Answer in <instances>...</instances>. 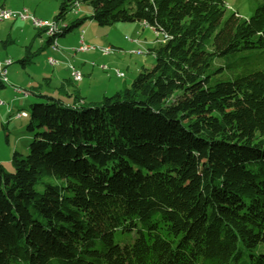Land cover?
I'll list each match as a JSON object with an SVG mask.
<instances>
[{"label":"trees","instance_id":"trees-1","mask_svg":"<svg viewBox=\"0 0 264 264\" xmlns=\"http://www.w3.org/2000/svg\"><path fill=\"white\" fill-rule=\"evenodd\" d=\"M75 2L91 14L67 21ZM88 19L151 26L155 62L96 102L25 89L33 137L0 163V264H264V67L211 68L264 51V2L242 18L224 0H61L47 45Z\"/></svg>","mask_w":264,"mask_h":264},{"label":"rangeland","instance_id":"rangeland-1","mask_svg":"<svg viewBox=\"0 0 264 264\" xmlns=\"http://www.w3.org/2000/svg\"><path fill=\"white\" fill-rule=\"evenodd\" d=\"M6 1V5H14L19 6L20 8L26 7L27 10L30 12H34L35 10L38 11V13L44 12V14H52V10L57 13L59 4L61 0H0V4ZM228 9V12H237L238 15L242 18H248L250 17L257 4L264 2V0H224ZM58 2V4H56ZM56 6V9L54 7ZM53 7V9H51ZM82 10L78 12L77 14H74L70 12L67 17V21L71 20L72 18L76 16H85L87 14V10L90 9V7L86 5H80V9ZM79 9V10H80ZM30 12V13H31ZM51 12V13H50ZM54 12V13H55ZM53 13V14H54ZM55 13V14H56ZM52 14V15H53ZM52 15L51 20L52 21ZM15 20V21H14ZM21 20L16 19H0V59L8 56L11 58L12 63L7 66V78L9 80L13 79L15 81H7L5 83L4 88H0V98H2L5 102L3 106L0 107V115H3V118H8L9 121L7 123V129L3 128V125L0 123V163L4 166L6 171H12L13 166L11 164V154L14 151L17 143L19 142V146H25L26 149L24 151H20L23 155L27 154L28 149L27 146L32 140L33 133L27 130L26 123L29 121L28 116L20 115L18 116L16 113L20 111H26L29 113V104L35 101V97L32 95H23L22 92L18 93L21 95H18L17 98H14V95H17L16 88L14 86H23L22 84L18 82H24L26 79V76H30L31 78H35L33 82L35 85H39L41 87V92L54 95L58 94V86L59 84L56 83V80H51V83H46V79L44 77L52 74V72L57 69L58 65L60 64V59L58 58V55L53 52L51 47H47V36L46 34H42V37L45 39L44 46H42V42L40 41V37L38 36V29L30 25L28 22H25L26 25L24 29L25 36L29 33L28 39L25 40V36H21V33L19 32V22ZM30 23L31 21L28 20ZM13 22H17L16 25H13ZM133 23V22H131ZM129 22H119L111 26H99L95 22H88V20L85 21V23L82 25L85 31H91V41H87L89 45L93 48L90 49L92 51L88 52L93 55L96 54V58L89 57L86 60V64L89 68L97 69L99 70L100 74H96L88 78V80L84 81V87L83 89L89 90L90 93L86 94V100L87 101H93L96 96H102L103 94L111 95L114 92L117 91L118 88H123V86L130 84V82L137 76L139 71L142 67L150 68L153 66L155 62V58L153 53L146 54L145 49L151 48L155 46V35L152 33L151 30H145V33H143L144 37L146 38L147 44L143 43L141 44V47L139 45L131 46V41L135 42L137 39V36L141 37V35H136V31L132 34L130 31L132 25ZM21 24V23H20ZM14 26L13 28H11ZM126 28L128 31L122 30ZM37 29V30H36ZM78 28H75L72 32L68 33V35H74L76 33ZM104 29V31L102 30ZM111 29V30H110ZM110 30V38H113V44L117 48L121 49H113L111 47V50L109 53L105 54L100 51L101 48L108 47V41H106V35L105 32ZM8 32H10V38L12 39V42H10L7 45H3L1 43L2 40L6 39L8 36ZM99 34V35H98ZM78 36V35H77ZM133 36V37H132ZM33 37H35V42H32ZM75 35L67 38V39H74ZM97 38V40H93ZM60 41L63 38H58ZM79 40V39H78ZM25 41V42H24ZM32 42V50H38V52L32 57L33 62L29 65H26L23 67L20 62L18 61L20 58L23 57L25 52V45ZM79 45H75L72 47H69V49H62L59 47L61 52L73 54L74 51L77 50V53H81L78 50ZM104 55H117L118 58H116V61L120 64V67L122 71L127 74V80L126 84L124 85L123 82L119 83V79L115 78V66L110 65L107 62L100 61L98 57L104 56ZM48 56L52 57L53 59L57 60L56 65H51L48 63ZM120 58V59H119ZM72 59V58H71ZM233 58H219L213 61L211 68H221L216 74L212 75L213 81L220 80H227L231 79L235 74H238L240 72L249 71L253 68H263L264 67V51L263 52H257L254 51L246 56L241 62L236 64L233 68L227 66V62L232 61ZM77 66L81 65V62L79 60H76ZM93 62V63H92ZM104 64L105 70H102V65ZM92 65V66H91ZM139 66L138 69H135V66ZM72 63L68 62L67 67L71 70ZM66 67V68H67ZM101 67V69H100ZM126 70V68H128ZM69 70V71H70ZM134 70H137L134 72ZM70 74V75H69ZM70 78H73L72 72L68 73ZM110 75V77H108ZM65 78H69L66 75H60ZM87 77V75L85 76ZM86 79V78H85ZM117 79V80H115ZM74 80V79H73ZM79 81V80H78ZM74 80V82H78ZM121 81H123L121 79ZM119 83V84H118ZM82 84V83H80ZM118 84V85H117ZM14 85V86H13ZM57 90V91H56ZM106 92V93H104ZM15 99V100H14ZM100 100V99H99ZM10 108H13V111L10 110ZM4 119H1V122H4ZM5 124V123H4ZM6 137H8V141H6ZM20 149V148H19ZM132 235L130 234H116L115 239L120 241L121 243L126 241H131Z\"/></svg>","mask_w":264,"mask_h":264},{"label":"crops","instance_id":"crops-1","mask_svg":"<svg viewBox=\"0 0 264 264\" xmlns=\"http://www.w3.org/2000/svg\"><path fill=\"white\" fill-rule=\"evenodd\" d=\"M56 4H58V2H56ZM0 8H6V9H13V10H20V9H28V8H26V7H22V8H20L19 6H12V5H10V6H7L6 5V1L5 2H3L2 4H0ZM51 9H53V7L51 8ZM54 9H56V6L54 7ZM58 9V8H57ZM29 10V9H28ZM27 10V11H28ZM82 10V8L79 10V12ZM29 12V11H28ZM31 12V11H30ZM29 12V13H30ZM42 13H38V11L37 10H35L34 12H31V14H33L35 17H38V18H41V19H44V20H48V21H50L51 19V15L55 12V10H54V12H53V10H52V14H49V12H47V14H44V12L43 11H41ZM51 13V12H50ZM56 13V12H55ZM55 13L52 15V19H53V17H54V15H55ZM91 14V10L89 9V10H87V14L85 15V16H88V15H90ZM80 17H82V16H80ZM17 20V19H16ZM18 20H20V19H18ZM15 21V20H14ZM25 22H28L30 25H31V23L28 21V20H21L20 22H19V27H20V30H19V32L21 33V36L23 35V36H25V31H24V29L23 28H25ZM88 22H94V21H92V20H90V19H88ZM21 23V24H20ZM17 24V22H13V25H16ZM131 25H132V27H131V29H130V31L129 32H131L132 34L136 31V33H138V34H136V35H141V33H142V36L141 37H139V36H137V39H136V41L134 42H132L131 41V46H137V45H139L140 47H141V44L143 43V41H145L144 43H146L147 44V41H146V38H143L144 36V34L143 33H145V30H151L152 31V33H154V35H155V43L157 42L156 41V32H155V30L151 27V26H149V25H147V24H145V23H143V22H133V23H131ZM33 26V25H32ZM14 26H12L11 28H13ZM83 26H81V27H79L78 29H77V31H76V33L74 34L75 35V38L74 39H67V38H70V37H72V36H74L73 34L72 35H68V36H61V37H59V38H63V39H61V41L59 40V39H57L56 40V47H57V49H54L53 48V46H51V49L53 50V52H55L57 55H58V58L60 59V64L58 65V67H57V69H55L53 72H52V74H50V75H48V76H46V77H44V79H46L47 81H46V83H51V80L53 81V80H56L55 82L56 83H58L59 84V86L58 87H60V89L58 90V94H56L55 96H57V97H61V98H63V99H66L65 98V96H64V94L65 93H69L71 90H77V92L79 93V95L82 97V98H86V94H89L90 93V91L89 90H86V89H83V87H84V81L85 80H88V78H90L91 76H93V75H96V74H98L100 71L99 70H97V69H92V68H89L88 66H87V64H86V60L89 58V57H95L96 58V54H98V53H94L93 55H91V53H88V52H90V51H92V50H88V51H80L81 53H77V50L76 51H74L73 52V54H68V53H63V52H61V50L62 49H69V47H72V46H74L75 47V45H80V40H82L85 44H87V45H89V43L87 42V41H91V31L89 30V31H85L84 32V30H83ZM122 28V30H124V31H128L126 28L124 29L123 27H121ZM37 30V29H36ZM103 31H104V29H102ZM111 30V29H110ZM110 30H108V31H106L105 32V35H106V41H108V47H111V48H113V49H121V48H117L116 46H114V44H113V38H110ZM38 31V36L40 37V41L42 42V46H44V43H45V39L42 37V34H45V33H39L40 32V30H37ZM82 31H83V33H82ZM81 33H82V39H81V37H80V35H81ZM10 32H8V36H7V38L6 39H9V40H11L12 41V39L10 38ZM78 35V36H77ZM99 35V34H98ZM28 36H29V33L28 34H26V36H25V40H27L28 39ZM133 37V36H132ZM6 39H4V40H6ZM79 39V40H78ZM4 40H2V41H4ZM93 40H97V38H95V39H93ZM2 41H1V43H2ZM25 42V41H24ZM32 42L34 43L35 42V37H33V39H32ZM31 42V43H32ZM156 45V44H155ZM47 47L49 48L50 46H48L47 45ZM59 47H61L62 49L60 50L59 49ZM152 48V47H151ZM151 48H146L145 49V52L144 53H146V54H149V53H151V51H150V49ZM50 49V48H49ZM48 57H50V56H48ZM6 58H9V59H11L9 56H8V54H7V56L6 57H4V58H2V59H0V60H3V59H6ZM72 58V59H71ZM116 58H118V56L117 55H104V56H101V57H98V59L100 60V61H103V62H107V63H109L110 65H113V66H115V73H114V76H115V78H117V79H119V83H121V82H123V84L125 83L126 84V81L125 80H127V74H128V72H127V74H125L123 71H122V69L121 68H118V67H120V64L116 61ZM120 59V58H119ZM76 60H79L80 62H81V65L80 66H77L76 64H77V62H76ZM12 61V60H11ZM68 62H70V63H72V65H73V67L76 69V70H78L80 73H81V75H82V78L78 81V82H73V85H70V83L69 82H71V80H70V77H69V75H68V73H71V70L70 69H68V67H67V63ZM49 63V62H48ZM93 63V62H92ZM50 64V63H49ZM92 66V65H91ZM102 66H104V64L102 65ZM118 66V67H117ZM67 67V68H66ZM139 68V66H135V69H138ZM100 69H101V67H100ZM106 69V68H105ZM105 69H103L102 68V70H105ZM129 69V67L128 68H126V70H128ZM70 70V71H69ZM116 70H118V71H121V72H123V76H118V75H116ZM137 70H134V72H136ZM66 75V76H68L69 78L67 79V78H65V77H63V76H60V75ZM100 74V73H99ZM87 75V77H85ZM108 77H110V75L108 76ZM86 78V79H85ZM34 79L35 78H31L30 76H26V79H25V81L24 82H18V83H20V84H22L23 86H20V85H18V86H14V88H16V93H17V95H14V98H17L18 97V95H21V94H18V93H21L22 92V94L23 95H30V93H28V92H25V89H27V88H30V87H36V86H39V85H35L34 83H36V82H33L34 81ZM117 79H115V80H117ZM121 79L123 80V81H121ZM7 81L9 82V81H15L14 80V78L13 79H11V80H9L8 78H7ZM10 83V82H9ZM80 83H82V84H80ZM118 83V84H119ZM11 84V83H10ZM117 84V85H118ZM124 84V85H125ZM5 87V85L3 86V87H0V88H4ZM119 86H117V90H119L120 88H118ZM124 87V86H123ZM39 88L41 89V87L39 86ZM57 91V90H56ZM104 93H106V92H104ZM52 95H54L53 93H51ZM106 94H109V93H106ZM106 94H103L101 97L98 95V96H96V98H94V100L93 101H90V102H96V101H99V99H101L104 95H106ZM2 101H3V104H0V107L1 106H3L4 104H5V102H4V100L2 99V98H0ZM15 100V99H14ZM86 100V99H85ZM87 101V100H86ZM89 102V101H88ZM10 110L11 111H13V108H10ZM1 119L3 120L4 118H3V115L1 114L0 115V123H1V125H3V128L4 127H7V123H8V121H9V117L8 118H5L4 119V122H1ZM5 123V124H4ZM7 130H8V127H7ZM6 141H8V137H7V139H6ZM20 148V149H19ZM15 149H17V150H19V151H24L25 149H26V147L25 146H22V145H20L19 146V142L17 143V145H16V147H15Z\"/></svg>","mask_w":264,"mask_h":264},{"label":"bare ground","instance_id":"bare-ground-1","mask_svg":"<svg viewBox=\"0 0 264 264\" xmlns=\"http://www.w3.org/2000/svg\"><path fill=\"white\" fill-rule=\"evenodd\" d=\"M24 10H27V9L13 10V9L0 8V19L8 18L11 15V17L14 18V19L30 20L31 21V24L35 28L44 30L42 28V23L39 20L29 19V18H22V11H24ZM59 26H60L59 23H57L56 21L52 20L50 22V32L46 33V35L50 36L53 33H55L58 30ZM55 43L53 44V48L54 49H57ZM90 49L91 48H81V49H78V50L79 51H88ZM110 50H111V48H109V47L101 48L100 49V51L103 52V53H105V54L109 53ZM6 59H9V58H6ZM48 59H50L52 62H54L55 64H57V60L53 59L52 57H49ZM0 62H1V60H0ZM48 62H49V60H48ZM11 63H12V61L10 59V64ZM102 68L104 69L105 67H102ZM71 72H72V76H73V79L74 80L78 81V80H80L82 78V75H81V73L79 71H78V75H76V69L74 67H71ZM118 72L123 74V72H121V71H118ZM0 80L3 83H6L7 82V80L4 79V78H2L1 76H0ZM0 103L3 104V101L1 99H0ZM22 113L23 112H19V113H17V115L20 116V115H22ZM25 115H26V113H25ZM25 115H23V116H25Z\"/></svg>","mask_w":264,"mask_h":264},{"label":"built area","instance_id":"built-area-1","mask_svg":"<svg viewBox=\"0 0 264 264\" xmlns=\"http://www.w3.org/2000/svg\"><path fill=\"white\" fill-rule=\"evenodd\" d=\"M79 6L80 5L77 2H75L74 3V8L72 9V13L77 14L79 12V9H80ZM22 18H29V19L39 20L42 23V28L44 29V33L46 34V33L50 32V22L51 21L35 17L33 14L29 13L27 10L22 11ZM8 19H14V18H12L11 15H10L8 17ZM82 33H83V31H82ZM82 33L80 35L81 39H82ZM55 45H56V43H55ZM81 48H91V49H93L90 45H87L82 40H80V45H79L78 49H81ZM48 60H49V63H51L52 65H55V63L52 62L50 59H48ZM9 65H10V59H3L0 62V76L2 78L6 79V80H7V66H9ZM102 67H104V66H102ZM76 75H78V70H76ZM116 75L123 76V74L119 73L117 70H116ZM22 115H25V112H23Z\"/></svg>","mask_w":264,"mask_h":264}]
</instances>
